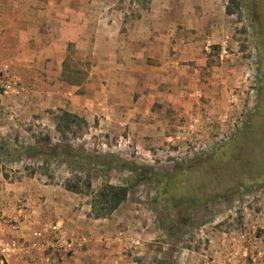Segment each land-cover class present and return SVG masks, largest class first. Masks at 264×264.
I'll list each match as a JSON object with an SVG mask.
<instances>
[{
	"label": "rangeland",
	"instance_id": "rangeland-1",
	"mask_svg": "<svg viewBox=\"0 0 264 264\" xmlns=\"http://www.w3.org/2000/svg\"><path fill=\"white\" fill-rule=\"evenodd\" d=\"M109 1L122 17L110 32L137 36L151 0ZM10 2L4 12L17 18L11 29L19 35L0 36V176L76 185L94 206L91 215L104 184L129 187L125 215L153 236L146 252L122 251L134 264H220L226 253L253 264L249 251L264 244V80L256 48L257 36L264 41V0H188L205 8L190 9L174 36L217 37L178 74L168 90L175 104L154 102L149 112L157 118L132 135L70 112L69 97L80 92L71 87L94 65L90 9H78L81 0H3ZM61 112L84 124L57 133Z\"/></svg>",
	"mask_w": 264,
	"mask_h": 264
},
{
	"label": "crops",
	"instance_id": "crops-1",
	"mask_svg": "<svg viewBox=\"0 0 264 264\" xmlns=\"http://www.w3.org/2000/svg\"><path fill=\"white\" fill-rule=\"evenodd\" d=\"M13 5L0 0V36L19 35L11 29L16 26L17 18L13 13L4 12V8L11 9ZM111 6L113 2L109 0H81L77 7L90 9L92 21L97 26L90 37L91 55L95 61L86 81L71 87L80 92L69 97L71 104H75L68 109L86 123L96 120L103 131L119 125L132 135L131 132L146 128V119L157 118L149 112L154 102L175 104V94L168 90L173 88L178 74H187L188 62L201 55L204 43H211L217 36H174L175 25L189 21L190 9L197 12L198 8H205L204 4L193 7L188 0L179 3L177 0H151L137 22L142 26L137 36H114L108 28L115 21L121 24L122 17L112 14ZM44 8L51 6L46 4ZM80 16L86 17L83 12ZM99 25L106 26V30L100 29ZM83 26L84 19L80 27ZM84 42L80 40V47ZM156 127L153 126L154 131ZM17 202L26 210L24 217H19L15 211ZM126 203L127 200L108 216L94 218L84 197L60 186L48 185L35 178L8 182L0 176L2 214L17 222L14 230L3 224L0 236L22 240L29 245L35 242L34 231L40 225L56 224L65 236L84 240L82 247L72 257L63 258L60 264H134L122 256V251L127 249L133 253L138 248L146 252L149 247L146 242L153 236L149 234L151 229L146 230L145 222L136 218L140 220L138 223L135 218L125 215L129 209ZM117 210H121L122 215H114ZM127 222L134 223L124 232ZM249 258L253 264H264V244H256L254 250L249 251ZM229 261V264H242L237 258ZM225 262L227 260L220 264H227ZM4 263L53 264L47 263L40 250H29L25 256L9 258Z\"/></svg>",
	"mask_w": 264,
	"mask_h": 264
},
{
	"label": "built area",
	"instance_id": "built-area-1",
	"mask_svg": "<svg viewBox=\"0 0 264 264\" xmlns=\"http://www.w3.org/2000/svg\"><path fill=\"white\" fill-rule=\"evenodd\" d=\"M15 211L19 217L26 215V210L20 202L15 204ZM16 223L12 217L3 215L0 208V227L5 224L9 229L14 230L17 227ZM34 241L27 245L22 240L4 239L0 236V264L9 258L25 256L29 250H40L45 254L47 263L60 264L63 258L72 257L75 251L84 244L83 238L74 239L65 236L56 224L40 225L34 231ZM229 259L231 258H228L226 253L223 260H227L225 263L229 264ZM202 264H209V261H204Z\"/></svg>",
	"mask_w": 264,
	"mask_h": 264
},
{
	"label": "trees",
	"instance_id": "trees-1",
	"mask_svg": "<svg viewBox=\"0 0 264 264\" xmlns=\"http://www.w3.org/2000/svg\"><path fill=\"white\" fill-rule=\"evenodd\" d=\"M80 124H84V122L77 116L67 112H61L59 116H57L54 129L57 133H60L62 130H70V126L72 125L79 126ZM84 184L85 187L89 189V183L84 181ZM128 188L127 186L104 184L95 195L97 199L95 203L97 204L99 212L92 214V216L94 218H102L116 210L118 206L126 200ZM64 190L75 194L79 193L77 186L73 184L66 183L64 185ZM93 207V205H90L91 211H93Z\"/></svg>",
	"mask_w": 264,
	"mask_h": 264
},
{
	"label": "flooded vegetation",
	"instance_id": "flooded-vegetation-1",
	"mask_svg": "<svg viewBox=\"0 0 264 264\" xmlns=\"http://www.w3.org/2000/svg\"><path fill=\"white\" fill-rule=\"evenodd\" d=\"M252 17H253V13H252ZM261 38H262V36L261 37L260 36H257V40H256L257 41V45H256V48L258 50V55L260 57V70L262 72V76H263L262 82H263V80H264V69H261V63L264 61V52H263L261 46L263 47L264 41ZM262 82H261L260 86L262 85ZM259 93H260V87H259ZM259 95H262V94L260 93Z\"/></svg>",
	"mask_w": 264,
	"mask_h": 264
}]
</instances>
